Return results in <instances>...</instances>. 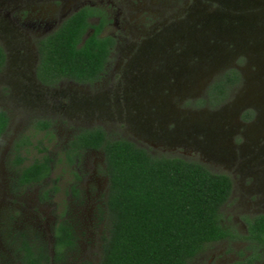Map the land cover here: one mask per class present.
<instances>
[{
  "label": "rangeland",
  "instance_id": "1",
  "mask_svg": "<svg viewBox=\"0 0 264 264\" xmlns=\"http://www.w3.org/2000/svg\"><path fill=\"white\" fill-rule=\"evenodd\" d=\"M86 2L109 10L106 30L118 37L105 73L93 84L39 85L32 76L34 38ZM0 40L8 54L0 106L10 114L0 138V261L10 255L3 231L9 219L51 244V223L63 209L77 249L62 264L97 259L103 231L97 204L107 179L99 150L84 151L78 163L64 161V146L79 126L99 124L153 152L227 173L232 189L224 220L242 233L246 216L264 212V0H0ZM229 66L240 70V81L223 101L209 103V82ZM36 118L49 119L50 130L35 128ZM21 133H34L25 163L44 150L59 157L45 183L56 179L59 188L45 201L37 197L42 185L19 194L10 189L11 144ZM75 180L78 194L69 191ZM243 245L241 239L207 243L191 264H233ZM255 264H264V255Z\"/></svg>",
  "mask_w": 264,
  "mask_h": 264
},
{
  "label": "trees",
  "instance_id": "2",
  "mask_svg": "<svg viewBox=\"0 0 264 264\" xmlns=\"http://www.w3.org/2000/svg\"><path fill=\"white\" fill-rule=\"evenodd\" d=\"M96 13L84 5L37 41L39 59L36 76L49 85L62 80L93 84L106 71L115 37L101 33L106 19H88ZM98 13V12H97ZM6 58L0 42V70ZM241 79L235 66L224 68L208 84L205 100L223 101ZM9 114L0 108V138L7 131ZM35 128L50 130L47 118H36ZM34 135V133H33ZM29 133H21L11 144V180L17 186L43 184L57 160L47 151L24 162ZM45 149V147H43ZM88 149L102 153L100 171L106 190L97 204L103 222L97 259L76 257V264H191L207 243L221 239L245 241L241 258L233 264H255L264 255V212L246 216V233L225 222L222 205L227 201L232 179L213 171L199 160L156 153L125 136H113L102 125L79 126L64 146V161L78 163ZM79 177L78 174H76ZM77 181L69 191L78 194ZM59 186L56 179L43 188L49 198ZM51 244L37 231L4 225V242L10 250L7 263L62 264L77 249V234L68 211L63 209L51 223ZM5 232V231H4ZM247 251L245 253L244 251Z\"/></svg>",
  "mask_w": 264,
  "mask_h": 264
},
{
  "label": "flooded vegetation",
  "instance_id": "3",
  "mask_svg": "<svg viewBox=\"0 0 264 264\" xmlns=\"http://www.w3.org/2000/svg\"><path fill=\"white\" fill-rule=\"evenodd\" d=\"M84 5H88V6H90V7H92V9L94 10V11H96V13H94V14H92V15H89L88 16V19L90 20V21H93V22H98L99 21V19H100V17L101 16H103L105 19H106V22L103 24V26H102V30H101V33H103V34H105V33H109V34H111V35H113L114 37H115V42L116 43H118V37H116V35L114 34V33H111V32H108L107 30H106V28L108 27V25L111 23V21H112V15H111V13L109 12V10L105 7V6H103V5H100V4H97V3H93V2H91V3H89V2H86V3H81V4H79L78 6H76L75 8H73V9H71L70 11H68L67 13H65V14H60L61 16H59L58 17V19L52 24V27L49 29V30H47V31H44V32H42V33H40V34H38L35 38H34V48H35V51L32 53L33 55H32V59H33V62H32V66H33V68H32V76H33V79H34V81H36L39 85H41V86H43V87H46V88H58V87H60L61 86V84L63 83V82H65V80H62L61 82H59L57 85H49V84H46V83H43L37 76H36V65H37V63H38V59H39V53H38V47H37V41H38V39L44 34V33H46V32H48V31H50V30H52L53 28H55V27H57L59 24H60V22L66 17V16H68L70 13H72L73 11H75V10H77L78 8H80V7H82V6H84ZM98 12V13H97ZM0 42H1V44L4 46V44H3V42L0 40ZM4 48H5V52H6V58H5V63H4V65H3V67H2V69L0 70V72L4 69V66H5V64H6V62H7V56H8V54H7V51H6V47L4 46ZM113 52V51H112ZM112 52H111V54H112ZM97 82V81H96ZM79 84H81V83H79ZM0 108H4V107H2V106H0ZM5 109V108H4ZM8 112V111H7ZM8 114H9V112H8ZM9 117H10V114H9ZM9 122H10V118H9ZM9 126V125H8ZM7 129H8V127H7ZM3 135H4V133H3ZM2 135V136H3ZM1 136V137H2ZM12 166V165H11ZM13 167V166H12ZM48 180V179H47ZM47 180L45 181V183L47 182ZM43 184L44 186L42 187L41 185L42 184H30V185H26V186H23V187H19V186H17L16 185V183H13V181L11 180V176H10V189H11V191H12V193H22L23 192V190H24V188H27V187H30V186H32V185H36V186H41V189H40V196L38 195L37 197L40 199V200H42V201H45L46 199H48V198H45V196H43V188L45 187V186H49V185H46V184ZM53 194H55V193H50V195H53ZM246 230H247V228L245 229V231L243 232V233H246ZM238 232H240V233H242V231H239V230H237ZM222 240V239H221ZM224 240V239H223ZM225 240H231V241H236L237 239H227V238H225ZM245 241H244V245H245ZM243 245V246H244ZM10 256V255H9ZM8 259V257H6V258H3L1 261H0V264H5L6 263V260Z\"/></svg>",
  "mask_w": 264,
  "mask_h": 264
}]
</instances>
